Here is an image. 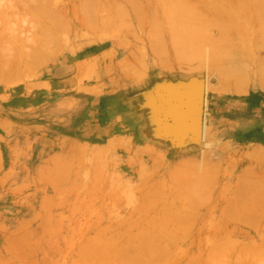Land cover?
I'll use <instances>...</instances> for the list:
<instances>
[{
	"label": "rangeland",
	"instance_id": "obj_1",
	"mask_svg": "<svg viewBox=\"0 0 264 264\" xmlns=\"http://www.w3.org/2000/svg\"><path fill=\"white\" fill-rule=\"evenodd\" d=\"M1 2L0 67L33 40L48 60L0 83V264H259L264 0ZM223 25L253 50L237 93L176 55Z\"/></svg>",
	"mask_w": 264,
	"mask_h": 264
},
{
	"label": "bare ground",
	"instance_id": "obj_2",
	"mask_svg": "<svg viewBox=\"0 0 264 264\" xmlns=\"http://www.w3.org/2000/svg\"><path fill=\"white\" fill-rule=\"evenodd\" d=\"M127 1H130V0H127ZM2 3V2H1ZM25 3V2H24ZM127 4H128V6L129 7H131V8H129L130 10L132 9L133 10V8H134V10L136 9V11L137 12H139L138 10H137V7H139L138 5L137 6H134V5H136L133 1H131V3L129 2V3H127L126 2V6H127ZM8 5V4H7ZM133 5V6H132ZM1 7H2V9H3V11H2V9H1V7H0V10L2 11V13L0 12V17H4V15H2V14H4V11H6L5 12V14L7 15V9H9V8H11L12 10V12H13V7H9V6H7V8H5L6 7V5H5V7H4V4L2 3V5H0ZM115 6V5H114ZM9 7V8H8ZM133 7V8H132ZM125 8V7H124ZM123 8V9H124ZM140 8V7H139ZM166 8V7H165ZM174 8H176V7H174ZM6 9V10H5ZM129 9H128V11H129ZM124 10H126V9H124ZM132 11V12H136V11ZM139 10H141V8L139 9ZM10 11V12H11ZM9 12V13H10ZM123 12L124 11H122V15H123ZM153 12V11H152ZM115 14H117V13H115ZM9 15V14H8ZM134 15H135V13H134ZM126 16V15H125ZM124 16V17H125ZM9 17V16H8ZM129 17V16H128ZM137 18H139L140 16L139 15H137L136 16ZM4 18H6V17H4ZM140 20L142 19V18H139ZM3 20V19H2ZM139 20V21H140ZM121 21V20H120ZM142 21V20H141ZM46 26V25H45ZM224 26V25H223ZM1 27V26H0ZM159 28H160V25H156V28L154 29V31H156L157 32V29L159 30ZM179 28H180V26H179ZM37 29V28H36ZM173 29H177V28H173ZM223 30H222V35H221V37H220V41L218 42V44L217 45H214V50H216L217 52L215 53V54H210V56H209V54H208V52L207 53H204V52H202L201 50L199 51V49L198 48H195L196 47V44L195 43H193V38L191 39H189V38H187V40L185 39V38H178V39H176V41L177 40H179V43H177L178 45V47H177V49H178V51H176L177 52V56L180 58V59H183V60H195V58L196 59H201V58H203V60H205L206 61V63H209V64H215L214 66H215V72L217 73V74H219V76H220V78L222 79V80H224V82L222 81V83H224L223 84V86H224V88L225 89H227L228 88V90H230L231 92H240V91H242L243 90V86H242V84L243 83H245L247 80H248V78L244 75V68H246V67H248L247 65H246V63H248V61H247V59H248V53H249V51H250V47H248V46H246L245 45V41L243 40L244 39V37H240V38H236L235 36H233V32L235 31V30H237L238 29V27H236V26H233L232 28L230 27V26H228V27H226V26H224L223 28H222ZM11 36V35H10ZM41 40V39H40ZM30 41V40H29ZM31 44H32V48H33V50L32 51H30V52H27L25 55L23 54V52H21V55H20V51L18 52V58L17 59H12V60H10L9 62H6V65H4V67H0V83H8L9 82V80H12V79H16V78H19L20 76H22L23 74V70H24V68H26L27 69V67H29V66H31V65H35L36 64V66L37 65H39V64H37V63H40L41 64V62L44 60V59H46L45 57H47V55L45 56L44 55V53H43V51L41 50L42 48H39V41H32V42H30ZM36 43V44H35ZM35 46H38L37 48H38V50H37V48L35 49V47H33L34 45ZM45 44H47V42L45 43ZM40 45H42V44H40ZM252 45V49H253V47L255 46L256 47V49H258L260 46H262L261 47V49L259 48V51L260 50H262V48H264L263 47V45H264V41L263 42H259V41H256L255 43H252L251 44ZM198 46V45H197ZM21 47H24L23 45L21 46ZM258 47V48H257ZM2 48V47H1ZM195 50H198L199 52L197 53V55L193 52V51H195ZM40 51H42V52H40ZM258 51V50H257ZM253 52V50L252 51H250V54ZM19 55H20V57H19ZM25 57L24 58V60L22 59L23 58V56ZM16 56V55H15ZM176 56V57H177ZM175 57V58H176ZM199 57H201V58H199ZM46 60H48V57H47V59ZM191 60V61H192ZM256 61H255V66L257 67V73H256V77L257 78H259L257 81H258V83L259 84H264V59H255ZM226 62H227V64L228 65H226ZM82 63V62H81ZM79 67H80V65H78ZM84 66V65H83ZM129 66V65H128ZM127 66V67H128ZM35 67V66H34ZM78 67V69H80ZM123 69L124 70H126L124 67H123ZM29 70V69H28ZM81 70V69H80ZM81 72V71H80ZM126 72V71H125ZM76 73V72H75ZM78 74V73H77ZM128 76V75H127ZM129 77V76H128ZM263 82V83H262ZM222 83L220 84V87L219 88H221L222 87ZM32 85V84H31ZM222 89V88H221ZM203 135H205V129L203 130ZM258 150V149H257ZM257 153V152H256ZM258 155H259V153H257ZM251 156L252 155H254V154H250ZM260 156V155H259ZM258 156V157H259ZM253 158V157H252ZM260 159V158H259ZM259 162V161H258ZM151 242V241H150ZM244 245H246V244H244ZM253 245L255 246V243H253ZM253 245H247L248 246V248L250 247H253ZM243 246V245H242ZM122 247V246H121ZM239 247V246H238ZM257 246H255V247H253V251H255V259H259V260H257V261H259V264H263L262 262H261V260H263L264 258V254H262L263 252H264V250H262L261 249V247L260 246H258L257 248H256ZM259 247H260V249H259ZM249 248V249H250ZM245 249V248H244ZM241 250H242V248H241ZM240 251V249L238 250V252ZM252 251V252H253ZM143 252V251H142ZM242 251H240L239 253H241ZM244 252V251H243ZM249 253H251V249H250V252ZM141 254V253H140ZM145 254H147V253H145ZM144 254V255H145ZM251 254H253V253H251ZM139 256V255H138ZM141 256H143V255H141ZM140 256V257H141ZM217 256V255H216ZM213 257V256H212ZM253 257V258H254ZM145 258L146 257H144V261H146L145 260ZM149 258V257H148ZM153 258V257H152ZM262 258V259H261ZM133 259V258H132ZM155 259V258H154ZM125 260H127V258H125ZM136 260V259H135ZM209 260V259H208ZM134 261V260H133ZM144 261H141V262H143L144 263ZM150 262L151 260H148L147 259V262ZM239 261V260H238ZM238 261H236V262H238ZM255 261V260H254ZM129 261H127L126 263H128ZM139 262H140V260H139ZM148 262V263H149ZM153 262V261H152ZM242 262V261H241ZM125 263V261H124V264H126ZM130 263V262H129ZM128 263V264H129ZM137 263V262H136ZM142 263V264H143ZM151 263V262H150ZM149 263V264H150ZM244 262H242L241 264H243ZM258 263V262H257ZM110 264H113V263H110ZM120 264V263H119ZM122 264V263H121ZM141 264V263H140ZM152 264V263H151Z\"/></svg>",
	"mask_w": 264,
	"mask_h": 264
},
{
	"label": "crops",
	"instance_id": "obj_3",
	"mask_svg": "<svg viewBox=\"0 0 264 264\" xmlns=\"http://www.w3.org/2000/svg\"><path fill=\"white\" fill-rule=\"evenodd\" d=\"M257 89L250 88L244 94H254L257 92L259 93V91ZM142 94H145V93H142ZM209 94L216 95L217 97H224V94H227V93H224V90L219 89V82H218V83H215L213 85H210V93ZM213 127L217 128V129L219 128V130L222 131V133L224 134V120L221 123H219L218 125H215Z\"/></svg>",
	"mask_w": 264,
	"mask_h": 264
}]
</instances>
